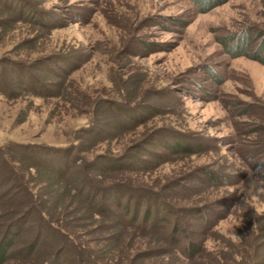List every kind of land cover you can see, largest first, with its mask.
Wrapping results in <instances>:
<instances>
[{
    "label": "rangeland",
    "instance_id": "rangeland-1",
    "mask_svg": "<svg viewBox=\"0 0 264 264\" xmlns=\"http://www.w3.org/2000/svg\"><path fill=\"white\" fill-rule=\"evenodd\" d=\"M0 264H264V0H0Z\"/></svg>",
    "mask_w": 264,
    "mask_h": 264
},
{
    "label": "trees",
    "instance_id": "trees-1",
    "mask_svg": "<svg viewBox=\"0 0 264 264\" xmlns=\"http://www.w3.org/2000/svg\"><path fill=\"white\" fill-rule=\"evenodd\" d=\"M38 162L40 163V166L36 164L37 167H39V168L41 167V168H43V169H44V168H47V169H48V168L52 167L51 169H53V170L55 171L56 166H57V165H56V166H52L51 163H50V161H46V162H45L44 160H43V161H42V160H41V161L39 160V161H37V163H38ZM110 165H113L112 162H107V167H108V166L110 167ZM53 170H52V171H53ZM56 170H57V169H56ZM84 184H85L84 182H81V181H80V183H78V184H76V186H74V189H73L72 192H73L74 194H77V195H78L79 193L82 195V193H83V191L85 190L86 186H88V185L85 186ZM78 186H81V187L78 188ZM83 186H84V187H83ZM74 191H75V192H74ZM118 191H120V189H118ZM121 201H122V200H120V202H121ZM114 202H115V201H114ZM114 202H112V203H114ZM116 202H118V201H116ZM117 209H118V210H121V209H122V205L120 204L119 208H117ZM129 209H130V204H127L126 207H125V210L127 211V210H129ZM99 210L101 211V214H108V213H109L108 206L100 205V206H99ZM129 211H130V210H129ZM112 216H114V214H112ZM117 219H118V218H117Z\"/></svg>",
    "mask_w": 264,
    "mask_h": 264
}]
</instances>
